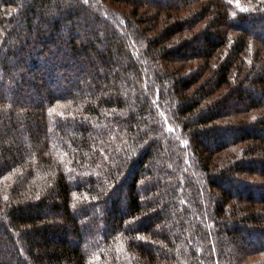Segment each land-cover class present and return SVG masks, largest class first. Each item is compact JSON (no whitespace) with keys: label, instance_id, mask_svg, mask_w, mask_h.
<instances>
[{"label":"trees","instance_id":"16d2710c","mask_svg":"<svg viewBox=\"0 0 264 264\" xmlns=\"http://www.w3.org/2000/svg\"><path fill=\"white\" fill-rule=\"evenodd\" d=\"M0 264H264V0H0Z\"/></svg>","mask_w":264,"mask_h":264}]
</instances>
